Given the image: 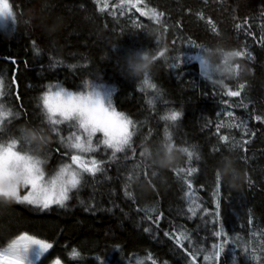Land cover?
<instances>
[{
    "label": "trees",
    "instance_id": "16d2710c",
    "mask_svg": "<svg viewBox=\"0 0 264 264\" xmlns=\"http://www.w3.org/2000/svg\"><path fill=\"white\" fill-rule=\"evenodd\" d=\"M6 1L0 141L50 172L84 155L58 87L108 89L130 130L61 203L0 195V250L26 233L51 245L38 264H264V0Z\"/></svg>",
    "mask_w": 264,
    "mask_h": 264
},
{
    "label": "rangeland",
    "instance_id": "374dc122",
    "mask_svg": "<svg viewBox=\"0 0 264 264\" xmlns=\"http://www.w3.org/2000/svg\"><path fill=\"white\" fill-rule=\"evenodd\" d=\"M9 16V4L6 0H0V22L6 21ZM110 101L108 89L80 93L58 87L45 96L47 108L54 115L79 121L86 134L77 135L73 140L71 137L69 148L85 156L102 144L121 148L128 138L129 119L115 111ZM3 116L0 109V125ZM97 134L100 141L95 140ZM21 144L14 140L0 141V195L43 207L61 203L80 179L85 160H89L84 155H75L73 163L50 172L48 154L21 150ZM50 248L47 241L24 233L7 249L0 250V264H38ZM51 264L64 263L56 259Z\"/></svg>",
    "mask_w": 264,
    "mask_h": 264
}]
</instances>
